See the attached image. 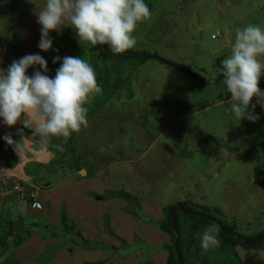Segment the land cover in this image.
Segmentation results:
<instances>
[{
    "label": "rangeland",
    "instance_id": "374dc122",
    "mask_svg": "<svg viewBox=\"0 0 264 264\" xmlns=\"http://www.w3.org/2000/svg\"><path fill=\"white\" fill-rule=\"evenodd\" d=\"M45 2L0 0V74L14 59L27 54L42 52L46 57L50 51V58H82L93 67L97 83L115 91L113 95L109 91L94 94L85 107L98 102L117 115L99 111L91 117L92 134L81 129L69 145H63V137H53L46 147L38 146V135L37 139L18 135L21 123L9 127L0 118V141L8 133L19 141L23 138V151L14 152L18 165L14 171L3 168L0 160V172L11 173L0 181L12 179L31 190L23 198L0 193L4 199L0 212L14 220V229L20 224V215L30 220L23 222L39 225L19 249L13 245L14 237L7 248L0 245V264H165L166 246L172 239L159 224L168 221L166 207L179 201L199 209L219 208L218 216L244 237L261 232L264 187L257 178L264 180V169L258 171L264 165V108L257 105V122L240 120L227 103L231 94L224 78L202 87L159 59L141 62L136 58L137 64L131 58L102 61L90 50V42L79 41L70 22L62 32L50 33L53 48L42 51L38 47L41 25L34 11L45 7ZM144 2L151 17L138 22L133 33L137 43L129 50L185 66L206 82L213 83L223 73L216 59L221 58L222 63L231 55L237 27L264 29V0ZM258 59L264 63V55ZM54 64L57 70L60 63ZM126 78L121 88L120 82ZM260 81L264 82V75ZM130 113L134 118L127 116ZM86 118L90 121L88 114ZM82 168L86 175L80 174ZM116 190L130 198L112 197L110 193ZM28 202L39 204L36 208L40 210H27ZM61 212L69 217L67 232H81L100 246L85 250L79 246L83 243L80 237L79 249L65 243L62 233L67 229ZM35 215H43V221H35ZM187 221L193 219L180 214L187 264H264L255 255L261 250L219 244L203 251V232L194 234ZM5 228L1 235H7L9 226Z\"/></svg>",
    "mask_w": 264,
    "mask_h": 264
},
{
    "label": "clouds",
    "instance_id": "9594fccd",
    "mask_svg": "<svg viewBox=\"0 0 264 264\" xmlns=\"http://www.w3.org/2000/svg\"><path fill=\"white\" fill-rule=\"evenodd\" d=\"M34 15L41 25L38 47L42 51L53 48L50 33L62 32L70 22L80 42L110 45L113 54L121 55L136 45L133 33L137 24L150 19L151 12L144 0H46L45 7L35 10ZM55 51L59 53V49ZM262 55L264 29L247 25L235 29L231 55L222 61V75L231 94L227 103L236 118L252 123L260 119L255 111L257 105L264 108V91L259 87L264 75V63L258 59ZM53 63H60L54 78L46 74L48 62L38 53L14 59L0 74V118L9 127L21 123L18 135L24 128L30 129L39 136L41 147H46L53 137H63L66 142L71 133L87 127L85 105L102 91L93 67L82 58L56 55ZM35 66L39 68L30 77L28 69ZM3 140L18 154L23 151V138L15 141L8 133ZM31 206L40 207L34 203ZM218 232L214 223L205 228L200 236L203 251L219 246ZM255 255L264 260V250Z\"/></svg>",
    "mask_w": 264,
    "mask_h": 264
},
{
    "label": "trees",
    "instance_id": "16d2710c",
    "mask_svg": "<svg viewBox=\"0 0 264 264\" xmlns=\"http://www.w3.org/2000/svg\"><path fill=\"white\" fill-rule=\"evenodd\" d=\"M7 46H10V45L7 44ZM23 48L24 47H22L20 50H22ZM90 50L92 52H97L98 58L102 61H105L108 59H118V58L119 59L120 58L121 59H123V58L128 59V58H131V60H132L131 63L137 64L138 58L142 59L141 62L150 58V57L145 55L148 53L131 52V50H127L125 53H123V55H119V54L114 55L111 51L110 45H102V44L91 45ZM42 54L43 53L40 52V55H42ZM13 55H18V54L13 52ZM49 56H50V51L46 57H44V56H42V57L48 62V65H50L49 72L46 74L50 78H53V77H55L54 74L56 73V71H55L56 67H55V64L53 63V58H50ZM221 60H222L221 58H217L216 59V65L222 67V69H223V65L221 63ZM180 66H181L180 68H178V67H176V68L178 70L183 71L186 74V76H188V77L190 76L192 79L196 80L197 83L199 85H201L202 87H205L207 85H214V83H212V82H209V81L206 82L203 79L199 78L198 74L194 73L190 69H187L185 66H182V65H180ZM2 67H6V65H3ZM35 70H36L35 67L31 68V70L29 72L30 77L34 74ZM41 71H42V69H41ZM222 78L223 77L218 78V80L216 81L215 84H217L220 81V79H222ZM126 81H128V78H126L125 80L120 82L121 88H122V85ZM107 84H109V86H112L111 81H109V80L107 81ZM98 85H100L102 88V91L99 94H103V93L109 91V89L107 88L106 85H104L103 82L100 83L98 81ZM114 87L115 86L113 85V88ZM259 87H260V89L264 90V82L260 81ZM114 93H115L114 90H111V92L109 91L110 95H113ZM102 108H103V104H100L98 102L97 103L91 102L90 106L87 107L88 111L89 110L91 111L90 113L87 112L88 117H90V121L88 120L89 122H88L87 127L81 126V129H84L86 131L88 130L89 132L88 131L87 132L89 134H92V130H94L93 127L95 125L93 124V119L91 117H93V115L95 116L97 114V112H99V111H103V112L107 111L111 115H117L116 113H114L108 109H102ZM135 114H136V116L139 115V114H137V112H135ZM135 114L130 113L127 116L134 118L133 116H135ZM22 127L23 126L21 124L20 128H22ZM75 133H78V132L71 133L70 137L67 138L66 142H64L63 145H65V144L69 145L71 142V139ZM21 136L26 137V138H36L37 139V136L33 135L32 131L30 129H27V128L23 129ZM16 137L17 136L12 137L13 140L19 141V138H16ZM109 140H110L109 143L113 144L112 140L111 139H109ZM38 144H39V142H38ZM38 146H40V144ZM14 152H15L14 148L12 146H9L6 143V141H4V140L0 141V160L1 161L3 160V164H4L3 168H5L7 170H12V171H14L16 169V167L18 165H17V161H16L17 159H15L16 157L14 155ZM262 166L263 167H261V166L258 167V171H260V169H264V165H262ZM14 167H15V169H12ZM82 169H84V168H82ZM4 171H5V173L0 172V177L6 178V177L10 176V174H11L10 172H6V170H4ZM263 172H264V170H263ZM16 173L14 175H16ZM257 181L260 182L261 185L264 187V180H262L260 176H258ZM21 184L26 186V188H27L26 191H27V193L30 194L31 190L29 189L28 185L25 183H21ZM14 185H15V181L12 179L8 180L6 183H3L0 181V186H1L0 191L4 192V191L10 190L11 191L10 194L13 193L14 195H18L16 193V191L13 190ZM116 191L117 192H115V193H114V191L113 192L111 191L112 193H110V194H112V197L115 196V197H120V198H125V199L130 198L129 194H127L125 192H121V191L119 192L118 190H116ZM103 198H105V197H103ZM29 199L31 200L30 196H29ZM28 203H29L28 205H30V207L32 208V206H31L32 202H28ZM33 209H37V208H33ZM37 210H40V209H37ZM165 210L167 211L168 221H165L163 224H159V226H160L161 230L169 233L171 236V239H172V244L166 246L168 254L166 256L165 264H187L185 262L184 256H183L182 236L180 234V227H179L180 226L179 225V217H180V214H182V213H184L185 215H188L189 217H191L193 219V221H190V222L187 221V223L190 224L189 226H190V228L194 234L199 233V231L203 232L208 225L214 223L219 227L218 239L220 240L221 245L232 246L234 248L237 246H241L245 250H248V251H250V250H263L264 249V229L254 237H251V238L244 237L236 231V227L234 225L229 224L227 222H224V220H222V218H220L218 216L219 213H221V210L217 207H202L201 209H199V208L193 207L192 205H189L188 201H186V202L179 201L178 203H176L174 205L167 206ZM175 210H177V212L175 214V220L177 222V228L176 229H174L173 219H172V213ZM35 216H36V217H34L35 221H43V215H40L41 218L37 217V215H35ZM61 218H62V220L64 219L62 221V224L67 229V230H64L62 233V235L66 239L65 243L69 244L68 242H70L71 245L72 244L76 245V247H77L76 249H79L77 238L80 237V239L83 243L79 242L80 243L79 246L85 250L96 249L100 246L96 242H94V243L90 242V239L85 238L84 235L81 234V232L80 233L79 232H77V233L67 232L68 231V221L67 220H69L68 219L69 217H67L65 212H61ZM13 221L14 220L8 219L7 217L2 216V214L0 213V245L2 246V249H5L8 247V245L10 244L9 239L12 237H14V244L13 245L16 248H18V247L20 248L23 245V243L25 241H27L26 239L28 238V236L31 235L32 228L39 226L37 223L27 224V223L23 222V221H30L29 218L25 217V215L24 216L20 215V217H19L20 224L17 226L16 229L13 228ZM33 221H34V219H33ZM6 225L9 226V230L7 232V235H1V233L6 230V228H5ZM256 238H258V239L256 240ZM176 241H178V250H179V254L181 256L180 258H181L182 262H180L179 258H178ZM249 241H252V242L250 243ZM73 256H72V258H73ZM57 257L59 258L61 256H59L57 254ZM52 262H54V260H52ZM67 263H70V262L67 261ZM85 264H106V262L105 263H103L102 261L91 262V263L87 262Z\"/></svg>",
    "mask_w": 264,
    "mask_h": 264
},
{
    "label": "water",
    "instance_id": "95a60500",
    "mask_svg": "<svg viewBox=\"0 0 264 264\" xmlns=\"http://www.w3.org/2000/svg\"><path fill=\"white\" fill-rule=\"evenodd\" d=\"M115 55V54H114ZM146 56H148V57H150V58H155V59H159V60H161V61H163V62H165V63H167V64H169V65H173V66H175V67H178V68H180L181 66L180 65H177V64H173V63H171V62H168V61H166V60H163L161 57H159V56H157V55H151V54H145ZM220 77H223V75L221 74V75H219V76H217L216 77V79H215V81L213 82V83H216V81L218 80V78H220ZM86 173H87V171L85 170V169H81L80 170V174L81 175H86ZM176 212H177V210H175L173 213H172V219H173V226H174V229H176L177 228V222H176V220H175V214H176ZM263 235V234H262ZM240 238V237H239ZM258 238H256V240H257ZM250 243L252 242V241H249ZM176 248H177V254H178V258H179V261L180 262H182V260H181V256H180V254H179V250H178V241H176Z\"/></svg>",
    "mask_w": 264,
    "mask_h": 264
},
{
    "label": "built area",
    "instance_id": "2783aa9c",
    "mask_svg": "<svg viewBox=\"0 0 264 264\" xmlns=\"http://www.w3.org/2000/svg\"><path fill=\"white\" fill-rule=\"evenodd\" d=\"M214 36V35H213ZM216 37V36H215ZM7 181H3V183H6ZM13 190L16 191V193L18 194L19 197L23 198L22 196L25 197V195H27V191H26V186L22 185L20 182L15 181V185L13 187ZM14 191V192H15ZM0 193H11V191H0ZM34 199H36V197H34ZM36 205V204H35Z\"/></svg>",
    "mask_w": 264,
    "mask_h": 264
},
{
    "label": "crops",
    "instance_id": "0c3cea01",
    "mask_svg": "<svg viewBox=\"0 0 264 264\" xmlns=\"http://www.w3.org/2000/svg\"><path fill=\"white\" fill-rule=\"evenodd\" d=\"M159 138V137H158ZM87 171V170H86ZM84 178V177H83ZM9 198H11V197H9ZM24 203H25V201H23ZM3 203H4V199H2V198H0V211H1V208H2V206H3ZM29 206V205H28ZM16 210L17 211H19V210H22L20 207H17L16 208ZM27 210H32V211H35V210H37V209H33V208H31L30 206L27 208ZM1 213V212H0Z\"/></svg>",
    "mask_w": 264,
    "mask_h": 264
}]
</instances>
